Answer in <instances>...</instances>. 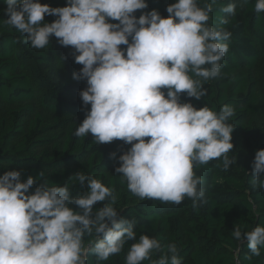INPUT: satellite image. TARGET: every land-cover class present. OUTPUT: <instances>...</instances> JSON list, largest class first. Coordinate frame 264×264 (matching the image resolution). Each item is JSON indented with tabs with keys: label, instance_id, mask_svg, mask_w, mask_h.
Wrapping results in <instances>:
<instances>
[{
	"label": "clouds",
	"instance_id": "clouds-1",
	"mask_svg": "<svg viewBox=\"0 0 264 264\" xmlns=\"http://www.w3.org/2000/svg\"><path fill=\"white\" fill-rule=\"evenodd\" d=\"M248 2L239 0L240 8ZM5 3L3 23L24 36L25 44L44 49L54 36L74 49L75 62L83 67L73 79L86 80L80 97L91 105L74 135L91 134L95 144L131 145L115 171L134 196L174 205L188 198L197 212L208 203L194 167L219 158L228 171L237 163L228 155L236 127L229 121L236 110L230 105L219 112L207 105L197 109L181 102V94L199 100L207 95L204 83L221 77L232 32L224 27L230 23L225 17L209 23L218 0H176L167 17L153 9L139 18L135 13L149 7L147 0H67L63 7L40 0ZM219 10L234 18L237 3ZM254 11L264 12V0H256ZM46 15L57 19L45 22ZM253 171L252 188L264 189V149L256 152ZM74 179L86 181L89 190L73 197L67 184H42L30 193L32 176L26 181L21 171L0 176V264H87L90 254L99 264L130 241L135 242L125 264H183L175 242L162 244L147 234L137 239L135 222L119 218L113 187L83 172ZM104 201L94 212L93 206ZM232 236L247 241L252 255H261L264 226L246 232L235 226ZM85 237H93L91 246Z\"/></svg>",
	"mask_w": 264,
	"mask_h": 264
},
{
	"label": "trees",
	"instance_id": "trees-1",
	"mask_svg": "<svg viewBox=\"0 0 264 264\" xmlns=\"http://www.w3.org/2000/svg\"><path fill=\"white\" fill-rule=\"evenodd\" d=\"M40 2L51 7L67 6V0ZM175 2L147 0L149 7L137 10L135 15L139 18L142 12L155 9L167 17V7ZM229 2L237 3L234 18L219 10ZM255 2L249 0L240 8L239 0H218L209 23L216 24L225 17L230 23L224 27L232 32L229 52L221 62V77L204 83L207 95L199 100L181 94V102H191L197 109L207 105L219 112L230 105L236 110L229 121L236 127L234 148L228 155L235 156L237 163L228 171L222 170L219 158L194 167L196 175L204 180L208 199L197 212L188 198L174 205L156 199L141 200L128 190L122 173L115 169L121 163L119 156L131 148L130 144L121 140L95 144L91 134L82 138L74 135L91 107L83 105L80 97L87 87L86 80L73 79V73L83 67L75 62L74 49L61 46L54 36L44 49L25 44L24 36L3 23L7 5L0 0V176L7 171H21L23 181L29 176L35 179L30 193L42 184H67L72 196L77 197L89 190L86 181L81 184L74 179L83 172L115 189L119 218L135 222L137 239L147 234L162 244L175 242L183 264H264V246L257 257L250 253L247 241L232 236L235 226L242 232L264 226V189H253L251 185L255 154L264 149V12L254 11ZM55 19L45 16L48 23ZM112 153H116L115 159ZM105 203L97 202L93 211ZM72 207L79 210L78 206ZM92 240L85 237V244L91 246ZM134 242L99 264H125ZM249 255L250 260L246 259ZM87 264H97L96 257L90 254Z\"/></svg>",
	"mask_w": 264,
	"mask_h": 264
}]
</instances>
